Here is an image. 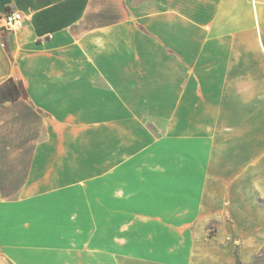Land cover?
Instances as JSON below:
<instances>
[{
    "label": "crops",
    "instance_id": "crops-1",
    "mask_svg": "<svg viewBox=\"0 0 264 264\" xmlns=\"http://www.w3.org/2000/svg\"><path fill=\"white\" fill-rule=\"evenodd\" d=\"M10 80L0 264H264V0H0Z\"/></svg>",
    "mask_w": 264,
    "mask_h": 264
},
{
    "label": "built area",
    "instance_id": "built-area-1",
    "mask_svg": "<svg viewBox=\"0 0 264 264\" xmlns=\"http://www.w3.org/2000/svg\"><path fill=\"white\" fill-rule=\"evenodd\" d=\"M26 17L17 10H8L7 13L1 17L3 28L9 32H17L24 26Z\"/></svg>",
    "mask_w": 264,
    "mask_h": 264
},
{
    "label": "trees",
    "instance_id": "trees-1",
    "mask_svg": "<svg viewBox=\"0 0 264 264\" xmlns=\"http://www.w3.org/2000/svg\"><path fill=\"white\" fill-rule=\"evenodd\" d=\"M25 92L22 85L17 84L14 80L8 81L4 86L0 87V98L3 102L14 101ZM238 264H241L238 262Z\"/></svg>",
    "mask_w": 264,
    "mask_h": 264
}]
</instances>
